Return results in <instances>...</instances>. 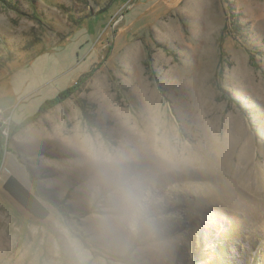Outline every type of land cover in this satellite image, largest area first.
Wrapping results in <instances>:
<instances>
[{
	"label": "rangeland",
	"instance_id": "obj_1",
	"mask_svg": "<svg viewBox=\"0 0 264 264\" xmlns=\"http://www.w3.org/2000/svg\"><path fill=\"white\" fill-rule=\"evenodd\" d=\"M0 264H264V0H0Z\"/></svg>",
	"mask_w": 264,
	"mask_h": 264
},
{
	"label": "trees",
	"instance_id": "obj_2",
	"mask_svg": "<svg viewBox=\"0 0 264 264\" xmlns=\"http://www.w3.org/2000/svg\"><path fill=\"white\" fill-rule=\"evenodd\" d=\"M77 85L78 81L58 94L54 99L47 101L46 104L49 105L52 103H56L61 99L67 97L77 88ZM45 105H43L41 109H44L47 106ZM3 188L32 216L36 218H45L48 215V209L43 205V203L34 194H32L16 177L12 175L8 176L3 183Z\"/></svg>",
	"mask_w": 264,
	"mask_h": 264
},
{
	"label": "clouds",
	"instance_id": "obj_3",
	"mask_svg": "<svg viewBox=\"0 0 264 264\" xmlns=\"http://www.w3.org/2000/svg\"><path fill=\"white\" fill-rule=\"evenodd\" d=\"M123 197L129 205H131L135 199V195L131 190L124 191Z\"/></svg>",
	"mask_w": 264,
	"mask_h": 264
}]
</instances>
